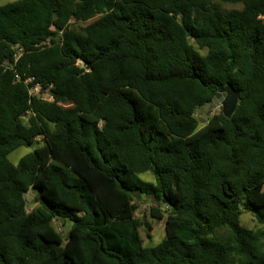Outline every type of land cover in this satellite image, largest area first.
<instances>
[{
    "label": "trees",
    "instance_id": "1",
    "mask_svg": "<svg viewBox=\"0 0 264 264\" xmlns=\"http://www.w3.org/2000/svg\"><path fill=\"white\" fill-rule=\"evenodd\" d=\"M223 1L243 6L0 5V264H264V230L241 223L264 224V0ZM228 84L234 115L199 127ZM138 194L165 220L152 246Z\"/></svg>",
    "mask_w": 264,
    "mask_h": 264
},
{
    "label": "rangeland",
    "instance_id": "2",
    "mask_svg": "<svg viewBox=\"0 0 264 264\" xmlns=\"http://www.w3.org/2000/svg\"><path fill=\"white\" fill-rule=\"evenodd\" d=\"M16 0H0V5L2 4H8L11 2H14ZM212 7H217L222 10H229V9H241L243 4L242 3H230V2H225L223 0H212L211 4ZM86 23H74L73 27L78 28V27H84ZM220 110H222V106H217L213 110H207L205 109L203 112L201 109H198L196 112L197 117L199 118V127L204 125L208 119L204 115L205 113H209L210 116L214 113H218ZM202 118L205 120V122L202 121ZM38 144H34L31 147L28 146H21L17 148L15 151H13L10 155L9 158L11 161L14 163H17L18 160L28 152L32 151L35 147H37ZM142 178L149 180V181H154V175L151 172H145L140 175ZM35 195V192L31 190L28 194V200H29V207L31 208L32 206L36 205L37 202H34L33 197ZM138 204V209L136 212V216L139 217L141 220H143L146 223H149L152 228L148 229L147 225H145L141 229V234L144 240V244L147 246H152L160 242L164 236H165V220L158 221L155 218L152 217L151 212H150V207L151 205H154V200L152 199L151 196H146L145 198L142 199V197L138 198L137 201ZM241 223L247 228H252V229H261L264 230V224H261L257 221L255 216H253L251 213L244 211L242 216H241ZM56 227L58 228L59 231L63 232L64 234L66 233V230H64L60 226V222L56 221L55 222Z\"/></svg>",
    "mask_w": 264,
    "mask_h": 264
},
{
    "label": "water",
    "instance_id": "3",
    "mask_svg": "<svg viewBox=\"0 0 264 264\" xmlns=\"http://www.w3.org/2000/svg\"><path fill=\"white\" fill-rule=\"evenodd\" d=\"M193 79H199L200 76L197 74H193ZM239 92L231 85H220L219 90L217 91L216 95L210 99L205 107L201 108V111L203 112L205 109L207 110H213L217 106H222L223 113L226 117L231 118L238 106L239 103ZM206 118L210 117L209 113L204 114ZM202 121L205 122V120L202 118ZM138 197H141V194H138ZM39 197L37 196L35 199V202L38 203ZM164 202H167L165 200Z\"/></svg>",
    "mask_w": 264,
    "mask_h": 264
},
{
    "label": "built area",
    "instance_id": "4",
    "mask_svg": "<svg viewBox=\"0 0 264 264\" xmlns=\"http://www.w3.org/2000/svg\"><path fill=\"white\" fill-rule=\"evenodd\" d=\"M17 77L20 78L19 75H17ZM30 81H32V78H29V79L25 80L26 83H29ZM40 89H41V86L40 85H36L35 87H33L31 89V93H36L37 94L40 91ZM45 98L49 99V100H53V97L48 96V95H45Z\"/></svg>",
    "mask_w": 264,
    "mask_h": 264
}]
</instances>
